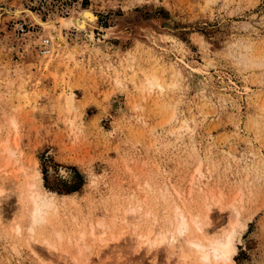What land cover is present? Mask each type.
<instances>
[{
    "label": "rangeland",
    "instance_id": "rangeland-1",
    "mask_svg": "<svg viewBox=\"0 0 264 264\" xmlns=\"http://www.w3.org/2000/svg\"><path fill=\"white\" fill-rule=\"evenodd\" d=\"M86 9L92 32L65 20ZM0 15V264H180L179 242L139 246L122 222L137 202L152 238L176 205L209 204L212 234L237 229L212 264H264V63L246 67L264 61V0H0ZM34 190L58 207L29 234Z\"/></svg>",
    "mask_w": 264,
    "mask_h": 264
},
{
    "label": "bare ground",
    "instance_id": "bare-ground-1",
    "mask_svg": "<svg viewBox=\"0 0 264 264\" xmlns=\"http://www.w3.org/2000/svg\"><path fill=\"white\" fill-rule=\"evenodd\" d=\"M31 13L35 14V12L33 11H31ZM36 20L41 21V19L38 17H36ZM65 20L71 26L90 32H92V29L97 25V18L95 14L92 13V11H90L89 9L84 10L78 16H71L70 18L69 17L65 18ZM0 22H1V15H0ZM61 61L62 58H59L57 63L60 64ZM144 83H145V87H149L150 89H155V88L161 90L164 89V85L160 82L159 77L157 75L147 76L146 79L144 80ZM62 99H65V101L67 102L66 104L68 105V107H70L71 101L69 102V96L67 93L66 94L64 93L62 95ZM2 147L4 148L5 151L8 150L6 143L3 144ZM3 176L4 174L0 175L1 182L4 181ZM33 177L35 179L39 178L38 173L33 174ZM31 184L35 185V182ZM37 189H39V186ZM2 192L3 190L0 189V194ZM25 194L26 193H24V195ZM26 195H28L27 196L28 202L25 210L28 221L27 229L29 234L30 233L32 234L34 233L36 228H38L43 224L44 225L48 224L50 222V217L57 210L58 205L56 203L54 195L49 194L48 192L34 190V191H30L29 194ZM21 197L24 198L23 195ZM141 203L137 202L135 205L129 203L126 210L127 215L124 216L122 220V222H124V224L127 225V228H129L130 232L135 235V238L139 242V246H143V244L148 243L151 246V248H155L156 246L164 243L166 238H169V240L171 241V245H173V243H175L176 241L179 242L178 245H182V250H180L179 248H173V253L178 257L180 264H190L193 258L198 259L203 264H212L218 261L233 260V254L236 251V246L234 244V237L237 229L235 228L236 227L235 223L232 222L229 228L223 229L219 233L212 234V231L209 229L210 216L208 213L211 205L207 204L206 215L204 214L205 217H202L201 214H197V213L196 215L187 213L180 206L176 205V207L174 208L173 215L171 213L170 219L166 220L169 226L168 232H165L163 235H161L162 237L160 238L159 237L152 238L151 232L142 234L139 232V226L135 224L136 219H138L139 216L142 217L140 213L144 211V210L141 211L143 209V205ZM146 214H148V211ZM235 215H238L237 210H235ZM104 226L105 225L101 222H98L97 224H92V223L90 224L89 234L94 238V240H98L100 242L104 240L101 237V235H103L102 229ZM19 229L20 226H17L18 231H20ZM194 230H198V232H196L197 234H195ZM98 231H100V233ZM87 232L88 229L84 228L80 240L76 244L77 246L76 252L79 256L83 254L82 243L85 242L87 239ZM57 236L59 241L63 239L61 233H58ZM47 243L55 250L59 248L56 244L51 243L50 241H47ZM76 260L81 261L78 260V258Z\"/></svg>",
    "mask_w": 264,
    "mask_h": 264
},
{
    "label": "clouds",
    "instance_id": "clouds-1",
    "mask_svg": "<svg viewBox=\"0 0 264 264\" xmlns=\"http://www.w3.org/2000/svg\"><path fill=\"white\" fill-rule=\"evenodd\" d=\"M260 63H264V61L254 60V59H252L251 54H249V57L246 61V67H247V69H251ZM244 67H245V65H242V68H244Z\"/></svg>",
    "mask_w": 264,
    "mask_h": 264
},
{
    "label": "built area",
    "instance_id": "built-area-1",
    "mask_svg": "<svg viewBox=\"0 0 264 264\" xmlns=\"http://www.w3.org/2000/svg\"><path fill=\"white\" fill-rule=\"evenodd\" d=\"M44 53H50V49L49 48L45 49Z\"/></svg>",
    "mask_w": 264,
    "mask_h": 264
}]
</instances>
